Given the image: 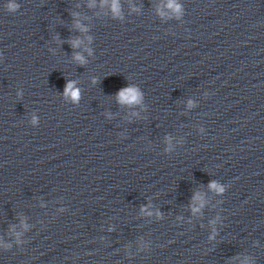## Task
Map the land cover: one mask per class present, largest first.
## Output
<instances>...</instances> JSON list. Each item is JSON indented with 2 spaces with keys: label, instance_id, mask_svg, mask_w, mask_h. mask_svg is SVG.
<instances>
[{
  "label": "water",
  "instance_id": "95a60500",
  "mask_svg": "<svg viewBox=\"0 0 264 264\" xmlns=\"http://www.w3.org/2000/svg\"><path fill=\"white\" fill-rule=\"evenodd\" d=\"M113 3L0 0V264H264V0Z\"/></svg>",
  "mask_w": 264,
  "mask_h": 264
},
{
  "label": "clouds",
  "instance_id": "9594fccd",
  "mask_svg": "<svg viewBox=\"0 0 264 264\" xmlns=\"http://www.w3.org/2000/svg\"><path fill=\"white\" fill-rule=\"evenodd\" d=\"M170 8L172 7H176L177 10H178V6L174 5V3L170 2L169 5H168ZM12 8H14L15 6L12 5L10 6ZM118 7V4L116 3V0H114V3H113V8L116 9ZM78 43V42H77ZM76 46V45H74ZM76 59L78 61H80L81 63H83V59L82 57L80 56H77ZM65 94L66 95H70L73 100H76L78 99V95H79V92H78V89H75L74 88V85L73 83H69L65 89ZM118 100L121 102V103H128V104H132V103H139V100H140V94L138 92V90L134 89V88H128V89H123L121 90V92L118 94ZM210 188L217 191L218 193H222L223 192V188L220 187L219 185L213 183L210 185ZM197 200H199V197L196 198ZM201 206H203L201 204ZM193 211H199L198 208H194Z\"/></svg>",
  "mask_w": 264,
  "mask_h": 264
}]
</instances>
